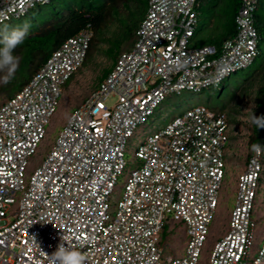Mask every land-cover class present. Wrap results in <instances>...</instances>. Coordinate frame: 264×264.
I'll return each instance as SVG.
<instances>
[{
	"label": "built area",
	"instance_id": "2783aa9c",
	"mask_svg": "<svg viewBox=\"0 0 264 264\" xmlns=\"http://www.w3.org/2000/svg\"><path fill=\"white\" fill-rule=\"evenodd\" d=\"M197 1L147 0L131 48L69 112L36 166L30 159L64 82L85 59L91 30L65 39L0 106V264H48L44 253L54 252L62 236L85 264H264V238L253 248L261 151L252 147L236 176L225 232L203 254L225 174L224 112L186 110L127 158L128 139L167 96L217 87L257 54L256 0H239L234 35L218 49L191 46ZM47 2L0 0V24ZM108 96L116 99L110 109ZM170 224L181 225L185 238L178 257L160 245Z\"/></svg>",
	"mask_w": 264,
	"mask_h": 264
},
{
	"label": "trees",
	"instance_id": "16d2710c",
	"mask_svg": "<svg viewBox=\"0 0 264 264\" xmlns=\"http://www.w3.org/2000/svg\"><path fill=\"white\" fill-rule=\"evenodd\" d=\"M120 4L123 12H128L126 18H123V13L121 14L117 8ZM146 4L147 0H49V2L45 4H37L33 6L23 15L12 17L8 21L1 23L0 34H2L6 28H14L23 24L26 20L30 21L32 25L29 37L15 50L14 55L19 57V66L15 72L14 78L8 84H4L2 80H0V96L5 99L3 103L22 88L29 78L44 64L51 53L65 39L74 36L85 28H89L92 32V38L81 67L84 66L90 59L92 52L95 50L96 44L103 40L102 27L103 25L105 26L107 17H111L117 22L116 32H114L109 38L104 39L107 47L103 50V54L109 61V64H111L110 68L106 66L110 70L117 56L131 48L135 40L134 32L145 13ZM238 7L239 0H198L197 6L195 7L197 14L196 24L190 38L191 46L200 47L204 45H212L218 49L222 41L229 39L234 35L235 28L233 18ZM131 8H133V10H131ZM252 24L258 36L257 54L247 68L238 71L244 72L254 66L257 67L256 72L260 73L259 86L255 91L254 105L250 112V117L253 113L256 116H264V0L255 1ZM205 26L211 32L199 40V32L201 28H204ZM118 29L119 33L121 32L120 34H117ZM120 45H125L124 50H119ZM108 68L103 70L94 89L108 73H106ZM79 69H77L76 72ZM236 73L232 75H235ZM3 75L4 74L1 75L0 73V77ZM72 75L64 82L62 89L66 86L67 81ZM230 76L223 79L219 85L215 87L217 92L223 90L224 83L230 78ZM3 103H1L0 106ZM226 103L227 102L223 101L210 110L224 112L227 108ZM171 119H173V117ZM258 142L264 147V128L258 129L255 125L250 123V131L246 143L249 151L252 145ZM263 164L264 150L261 151V170L258 189L256 191L257 194L262 181V172L264 170ZM166 237L167 232L166 227H164L160 233L161 246H163V241Z\"/></svg>",
	"mask_w": 264,
	"mask_h": 264
},
{
	"label": "rangeland",
	"instance_id": "374dc122",
	"mask_svg": "<svg viewBox=\"0 0 264 264\" xmlns=\"http://www.w3.org/2000/svg\"><path fill=\"white\" fill-rule=\"evenodd\" d=\"M123 18L127 17L128 12L121 9V4L117 6ZM133 10V8H131ZM135 19V18H134ZM207 24V23H206ZM117 30V22L111 17H107L105 26L102 27L103 40L96 44L95 50L92 52L90 59L67 81L65 87L61 91L59 106L52 115L46 127V134L36 154L31 157V166H36L42 158L44 152L48 150L63 126L69 111L79 104L96 86L99 76L102 74L109 61L105 58L103 50L107 44L104 39L109 38ZM211 31L201 28L198 39L207 36ZM121 33V32H120ZM119 33V29L117 34ZM125 45H120L119 50H124ZM257 67H251L244 72H238L224 83L223 90L217 92L215 87L204 89L198 93L182 91L179 95L167 96L156 108L153 114L145 121L144 124L138 126L126 144L127 158H130L132 151L136 149L138 144L148 135L159 131L173 117H178L184 111L190 110L197 106L207 109L216 107L221 102H227V108L224 113L227 117L228 124V144L224 149L225 174L222 186L218 195V205L214 211L212 222L209 226V234L207 243L204 247L203 254L209 251L211 243L225 232L228 213L232 207L234 197V186L236 176L243 169L246 158L249 154L247 147V137L250 131V112L254 105L255 91L259 86V72ZM3 73H1L2 75ZM5 101L0 96V104ZM116 99L114 96H108L104 100V105L110 109ZM264 168V164H263ZM126 171L120 177L114 189L112 203H114L122 190ZM262 180V181H261ZM258 194L256 193L253 204L254 227V243L253 248L258 247L264 238V170ZM173 231L167 232V237L163 241L164 255L180 256L182 253L183 243L185 241L181 225H172ZM168 226V227H169ZM171 229V228H170Z\"/></svg>",
	"mask_w": 264,
	"mask_h": 264
},
{
	"label": "clouds",
	"instance_id": "9594fccd",
	"mask_svg": "<svg viewBox=\"0 0 264 264\" xmlns=\"http://www.w3.org/2000/svg\"><path fill=\"white\" fill-rule=\"evenodd\" d=\"M46 2V0H45ZM2 15V13H0ZM32 25L30 21H24L23 24L11 29H5L0 34V73L4 75L0 80L4 84H8L14 78L15 72L19 66V57L14 55L15 50L21 46L30 35ZM206 83H212L208 81ZM250 122L258 129L264 128V116H256L254 113L250 117ZM252 149L256 152L264 150L261 144L255 143ZM62 243L57 245V248L51 254L44 255L48 259V264H85V255L81 251L72 249L63 243L67 237L62 236Z\"/></svg>",
	"mask_w": 264,
	"mask_h": 264
},
{
	"label": "crops",
	"instance_id": "0c3cea01",
	"mask_svg": "<svg viewBox=\"0 0 264 264\" xmlns=\"http://www.w3.org/2000/svg\"><path fill=\"white\" fill-rule=\"evenodd\" d=\"M108 67L110 68V67H111V64H110ZM109 68H108V70L106 71V73L109 71ZM241 171H242V170H241ZM241 171H240V172H241Z\"/></svg>",
	"mask_w": 264,
	"mask_h": 264
}]
</instances>
